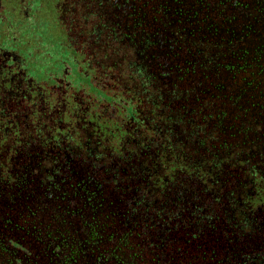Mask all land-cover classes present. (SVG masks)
<instances>
[{"label": "flooded vegetation", "instance_id": "flooded-vegetation-1", "mask_svg": "<svg viewBox=\"0 0 264 264\" xmlns=\"http://www.w3.org/2000/svg\"><path fill=\"white\" fill-rule=\"evenodd\" d=\"M0 264H264V0H0Z\"/></svg>", "mask_w": 264, "mask_h": 264}]
</instances>
